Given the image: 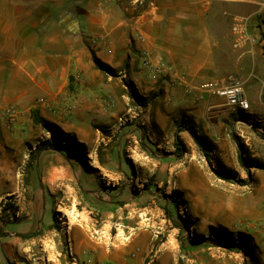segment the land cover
<instances>
[{
    "label": "rangeland",
    "instance_id": "obj_1",
    "mask_svg": "<svg viewBox=\"0 0 264 264\" xmlns=\"http://www.w3.org/2000/svg\"><path fill=\"white\" fill-rule=\"evenodd\" d=\"M217 25L221 67L212 80L242 86L264 118V13L246 8ZM103 64L112 71L96 67L103 84L129 97L126 65ZM160 77L156 95L164 101L170 94L165 86L179 87L171 75ZM71 83L87 86L82 77ZM221 103L205 123L179 112L171 144L160 145L147 137L144 107L129 97L121 125L94 126L86 143L57 133L53 148L52 133L34 122L32 111L13 116V104L1 107L0 264H73L69 236L78 264L87 256L93 264H264V193L256 203L264 188V125H251ZM218 111L230 121L219 144L202 131L225 123ZM184 126L208 147L210 162ZM80 166L86 173L80 175Z\"/></svg>",
    "mask_w": 264,
    "mask_h": 264
},
{
    "label": "crops",
    "instance_id": "obj_2",
    "mask_svg": "<svg viewBox=\"0 0 264 264\" xmlns=\"http://www.w3.org/2000/svg\"><path fill=\"white\" fill-rule=\"evenodd\" d=\"M246 8L263 14L264 0H0V108L13 104L24 113L39 110L67 137L76 135L82 143L90 141L94 126L116 128L128 111L130 95L103 84L95 54L113 69L128 66L124 71L146 111L147 137L160 145L171 144L179 112L189 115L186 120L205 123V115L213 113L222 99L205 95L190 100L181 88L165 86L170 94L162 101L156 95L161 77L149 76L144 57L155 67L169 66L172 77H183L192 87L211 81L221 67L223 43L217 37V24L240 16ZM76 77L85 79L87 86L71 83ZM71 86L76 87V95ZM218 113L225 123L221 120L212 130L208 125L202 129L203 137L217 144L230 123L225 111ZM192 127L196 129L194 122ZM143 134L141 130L146 146ZM71 161L67 159L69 166ZM79 169L80 175L86 173ZM261 187L257 204L264 193ZM80 239L76 233L78 245Z\"/></svg>",
    "mask_w": 264,
    "mask_h": 264
},
{
    "label": "built area",
    "instance_id": "obj_3",
    "mask_svg": "<svg viewBox=\"0 0 264 264\" xmlns=\"http://www.w3.org/2000/svg\"><path fill=\"white\" fill-rule=\"evenodd\" d=\"M143 67L149 73V76H166L171 75L169 71L171 68L166 65H160L158 67L153 66L148 56L144 57ZM152 74V75H151ZM174 85L185 90V92L191 96H196L198 99H204L205 95H212L221 98L225 101V106L228 107L232 113L239 116V118L246 120L253 125L256 122H264V118H258V113L253 109L252 103L246 96L245 90L239 84L228 85L224 81L211 80L203 83L198 87L190 86L186 79L183 77H173ZM264 113V109L262 110ZM17 110L13 107V116H15ZM67 253L74 260L73 264H78V257L75 256L72 239L68 238ZM135 256V255H133ZM83 264H93V257L87 256Z\"/></svg>",
    "mask_w": 264,
    "mask_h": 264
},
{
    "label": "trees",
    "instance_id": "obj_4",
    "mask_svg": "<svg viewBox=\"0 0 264 264\" xmlns=\"http://www.w3.org/2000/svg\"><path fill=\"white\" fill-rule=\"evenodd\" d=\"M93 58H94V62H95V66L101 70V71H104L108 74H112V71L107 67L105 66L99 59H97V57L93 54ZM128 69V66L126 65L125 66V70ZM128 86V90H129V95L130 97L134 100V101H139V103L142 102V98L139 96L138 94V91L136 90V87L134 85L133 82H128L127 84ZM32 116H33V119H34V122L38 125H41L45 130L49 131L52 133V137H53V141L50 142L49 144V147L50 148H53L54 147V141L56 142V137H57V133L63 135V136H66L64 134V132L54 123L52 122H49L47 119H45L39 110H33L32 111ZM184 129L193 137L195 143L197 144V146L201 149L203 155L205 156L206 160L208 162H210V153H209V150H208V147L203 144V142L200 141V138L198 137L197 133L192 129L190 128L189 126H184ZM67 137V136H66ZM71 138V137H69ZM175 146H176V155L178 157H182L183 154H184V146L183 144L181 143L180 139L177 137L176 138V141H175ZM225 177V176H224ZM222 179H225V178H222ZM167 212V210H165ZM33 236H26V238H31Z\"/></svg>",
    "mask_w": 264,
    "mask_h": 264
}]
</instances>
